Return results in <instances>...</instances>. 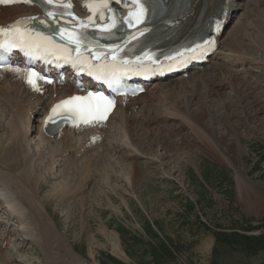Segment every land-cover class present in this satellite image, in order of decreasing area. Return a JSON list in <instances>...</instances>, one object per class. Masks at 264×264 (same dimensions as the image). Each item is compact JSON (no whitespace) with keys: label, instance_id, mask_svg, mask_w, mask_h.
I'll return each instance as SVG.
<instances>
[{"label":"rangeland","instance_id":"obj_1","mask_svg":"<svg viewBox=\"0 0 264 264\" xmlns=\"http://www.w3.org/2000/svg\"><path fill=\"white\" fill-rule=\"evenodd\" d=\"M246 2L233 21L244 26L237 34L241 48L230 53L231 36L221 39L213 60L224 65L218 69L219 85L194 88V105L190 104V113L194 108L200 113V104L212 106V116L206 115L202 126L211 123L225 150L215 149L216 154L211 145L204 147L206 141L198 140L178 120L160 123L159 110L187 103L189 83L188 88L176 85V94L162 95L157 101L147 94L153 103L149 100L144 111L139 112L140 107L132 118L122 121L120 115L113 116L107 130L113 133L123 122L126 138L137 145L138 156H126L120 146L103 157L101 149H108L102 145L88 154L89 181L77 185L76 176L70 181L76 183L71 198L47 197L64 178L59 171L42 170L46 178L39 198L47 203L58 237L80 263L264 264V0H254L250 6ZM198 92L199 96L207 94L202 103L195 104ZM221 101L230 102L226 114L218 105ZM237 141L242 156L235 153ZM221 152L231 159L232 167L219 156ZM237 169L244 185L237 182ZM0 219L7 221L1 213ZM14 234L6 250L9 264L57 263L48 257L53 250L43 251L24 240L22 233ZM114 238L124 259L113 252Z\"/></svg>","mask_w":264,"mask_h":264},{"label":"bare ground","instance_id":"obj_2","mask_svg":"<svg viewBox=\"0 0 264 264\" xmlns=\"http://www.w3.org/2000/svg\"><path fill=\"white\" fill-rule=\"evenodd\" d=\"M243 1H247V6H250L254 0H238L239 8H242ZM237 10L238 8L233 14H235ZM33 12L34 10L31 8L28 9L20 6L2 8V10H0V25L12 21L18 16H25ZM232 25L231 27L234 28L232 32H234L233 34L235 35L231 32L232 35L229 33L230 27L228 30H225L219 39V42L222 43L225 36H231L229 40L231 44L228 45V52L230 53L236 52L241 48L239 41L241 35L237 34H240V32L244 30V26L242 27L240 21L237 23L233 22ZM219 49H217L218 53ZM218 53L216 52L212 55L210 62L200 72L189 74L186 79H175V81L172 82L165 81L161 84H153L151 89L145 94L133 98L129 102L120 99L119 110L111 115L105 126L111 122L113 116L116 114L120 115L123 121L127 117L126 115L128 112L132 114L133 111L139 110L140 107L142 108L139 112L144 111L143 107L147 105L150 97L152 99L155 98L154 100L157 101L162 99V95L176 94V85L185 84L184 88H188L191 84L192 87L189 89L190 97L187 99V103H178L176 106L169 105L159 110L158 115L160 123L166 120H178L181 126L187 131H193L195 136L200 138L198 140L207 142V146L205 142L204 147L208 148L211 145L214 153H216L215 149H221V147L223 149L226 148L216 139L217 135L213 131L214 129L211 127V123L208 127L206 124L202 126V120L205 116H212L213 109L211 105L205 103L204 105L200 104V108L202 109L200 113L195 111V108L193 112L191 111L190 113V108L192 107L190 104L194 103L192 100H194L196 96H194V88L204 89L207 86L214 87L215 85H219V83H216L218 69H222L224 65L222 66L221 63L212 62L217 58ZM231 83L233 84L234 82ZM234 89L236 88L234 87ZM40 91L44 92L43 96L39 95ZM181 91H179V93ZM70 92L71 90L67 87L58 88L50 86L45 88L43 85L39 87L37 91L28 87L23 78L17 73L8 70H5L4 73H0V191L2 193H0V212L4 214L8 222L16 220L17 228L15 227L16 229L13 230L22 233L24 240L34 242L39 245V247H42L43 251H46L48 248L53 250L52 254L48 257L52 259V261H56V264H83V262L80 263L72 250L68 248V246H65L61 238L58 237L55 231L56 227L54 221L49 217L47 212V203L45 204L44 201L39 198L40 189L44 183L43 180L46 178L42 176V170H47L49 174H56L59 171L62 178H66L65 180L62 179V182L58 181V184H54L55 186L46 194L47 197L65 198L66 196V198H71L72 194H74V188L76 187V183L73 185L70 184L73 177L76 176L77 185L81 182L89 181V178H91L90 174H88L91 169V160L89 156L87 157V153H91L97 148H102V145L106 147L104 148L105 150L108 149L107 151H103V148L101 149V153H104L103 157L114 150V148L116 151L120 146L126 149L125 153L128 157L135 158L139 153L137 151V145L134 146L130 140H127L123 122H120V125L115 127V129L113 128V133L104 130L105 126H99L98 128L83 129L77 133L64 130L59 139L43 138L39 140L41 135L38 130L34 132L28 131L34 120V111L38 107H41V109L39 110V115H37V117L35 116L37 122H39L38 118L42 115L43 110H47L50 103L52 104L55 101L61 100L68 96ZM147 93L150 94V97L146 100L144 98ZM206 94L207 93H204L199 96V93L195 104L198 102L202 103L203 101L200 102V100L203 97L205 98ZM150 101L152 104L153 101ZM210 101L211 100H209L208 103H210ZM228 103L230 102L221 101L220 104H218L224 114H226ZM138 106L140 107L138 108ZM195 106L198 109L197 105ZM141 118L143 117L141 116ZM223 119H225V117H223ZM41 122H43V119ZM172 133H174L173 130ZM178 133L181 132L178 131ZM97 134H100V143L96 146H90L91 148L88 147V141ZM159 140H161V142H168L167 140H163V138ZM161 142L159 143L162 144ZM234 146L236 155L240 156L242 154L240 150L241 142H235ZM98 155L100 156L99 152ZM219 156H222L223 161L231 166V159L225 156L224 152H221ZM69 158L74 161H69ZM102 162L105 163V159H103ZM66 171L68 172L64 173ZM68 174L71 175L69 176ZM236 177L238 179V184H243V179H241L242 173L238 171V169L236 170ZM126 179L127 182H131L129 176H127ZM85 185H88V183ZM61 198L59 199L61 200ZM3 224H5V222L1 221L0 264H9L10 261L8 262L7 252L2 248V244L4 241L9 244L11 234L10 230H7L6 225ZM137 227L139 226L137 225ZM111 245L113 246L114 254L124 259L125 255L120 250L121 248L116 238H114ZM59 254L65 255L66 258L60 259L61 257ZM91 255L92 252L88 249L89 258H92ZM67 259H69L70 262L65 263L64 260Z\"/></svg>","mask_w":264,"mask_h":264},{"label":"snow or ice","instance_id":"obj_3","mask_svg":"<svg viewBox=\"0 0 264 264\" xmlns=\"http://www.w3.org/2000/svg\"><path fill=\"white\" fill-rule=\"evenodd\" d=\"M16 2L27 4L39 3L41 6L51 5L53 9L59 8L64 9V11L57 13L53 10H46L48 20L39 19L37 21L33 17L30 20L17 21L9 27L0 28V63H6L8 55L14 49H18L29 60L42 59L46 63H52L53 60L48 59V57H52L57 62L63 61L64 63H70L78 71L87 70L90 75H94L97 80H103L109 86L118 80L122 73L130 70V61L123 58L117 59L118 53L122 51L121 46L102 45L99 43V40L91 39L87 31L91 27L99 33L107 34L110 37L113 35L114 29L118 31V21L115 17H109L108 22L104 24H97L89 17L87 22L79 21L78 25L73 24L71 29L59 27L58 30H54L50 28L48 21H51L54 25H59L60 19L64 17H72V20H76L72 13L68 11L72 7L69 0H0V4L5 5ZM133 4L135 5L134 11L129 12L128 19L123 21V23H127L129 26H132L133 23L142 24L147 12L142 0H133ZM87 7L95 15L97 8H107L108 3L107 0H89ZM100 19H104L103 14L100 15ZM64 23L68 24L70 21L65 19ZM36 24L50 28L51 34L41 32L36 27ZM77 28L80 30L77 31ZM146 30V28L140 30V35H144V31ZM57 36L60 40L65 41V43H56ZM204 45H207V48H211L212 42L204 41ZM81 49H83V52ZM189 50L196 52L197 50L206 51L207 49L201 44H197L195 48ZM73 53H75V56H73ZM86 53H90L91 55L88 56ZM147 55L146 53L145 56ZM178 55L182 56L183 53H178ZM148 58L151 59L150 57ZM93 59L99 60L101 63L93 64L91 62ZM9 68L17 74L22 71L19 67H11L9 65ZM23 71L27 83L34 90L38 91L36 81L43 79V77L38 76L31 68L24 69ZM47 82L51 83L50 80ZM112 106H114V101L108 99L102 93L90 92L86 97L74 96L70 100H65L57 104L52 109V112L55 114L58 110H63L69 114L64 119H72L74 124H88L93 120L102 121L106 119L107 113ZM49 119L51 120L52 117H49Z\"/></svg>","mask_w":264,"mask_h":264}]
</instances>
